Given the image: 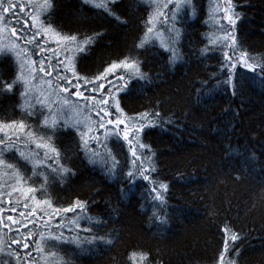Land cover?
I'll use <instances>...</instances> for the list:
<instances>
[{
	"label": "trees",
	"instance_id": "trees-1",
	"mask_svg": "<svg viewBox=\"0 0 264 264\" xmlns=\"http://www.w3.org/2000/svg\"><path fill=\"white\" fill-rule=\"evenodd\" d=\"M31 1L25 3L27 16L43 3ZM99 2L53 0L54 8L35 27L31 18L23 28L20 22L8 25L16 30L17 51L0 41V81L20 75L21 60L32 68L30 75L25 72L31 77L26 95L22 82L11 93L0 90V124L28 126L0 131V140L7 133L13 144L0 156L5 162L0 164V264H145L142 253L150 264H264V0H231L239 17L234 29L223 19L228 0L190 5L188 0H108L115 15L94 7ZM170 11H177L176 22H162L159 13ZM150 16L153 32L147 33ZM49 26L78 40L101 35L77 52L73 42H58L55 32H45ZM37 30L36 41L26 43ZM229 31L237 54L246 51L255 66L253 72L237 64L232 84L226 83L224 62V52L235 62L224 47ZM141 41L143 48L137 47ZM161 41L175 49V62ZM72 57L79 81L68 68ZM125 57L139 59L146 79L123 69L96 79ZM120 75L128 83L117 92L113 85ZM100 83L111 89L121 112ZM79 89L83 96L75 94ZM102 97L111 107L94 102ZM102 107L112 115L100 129ZM143 113L149 114L145 127L130 139L137 154H144L143 166L155 169L149 172L154 184L139 175L135 183L129 180L128 171L141 162L132 164L124 126L107 124L119 118L138 126ZM160 184L168 186L162 201L151 192ZM77 201L82 207L62 211ZM61 232L72 242L48 239ZM36 242L44 252L36 251Z\"/></svg>",
	"mask_w": 264,
	"mask_h": 264
},
{
	"label": "snow or ice",
	"instance_id": "snow-or-ice-1",
	"mask_svg": "<svg viewBox=\"0 0 264 264\" xmlns=\"http://www.w3.org/2000/svg\"><path fill=\"white\" fill-rule=\"evenodd\" d=\"M85 3H88L89 0H84ZM111 2L114 4L115 0H111ZM172 0H168V3H171ZM168 3H165L164 5H162L163 8H168ZM188 4H191V0H188ZM33 7L36 9L35 15L32 16V20H33V27H35L36 22L39 21V18L44 15L45 13H50L51 10L54 8V4H53V0H43V3L40 4H35L33 5ZM94 7L96 8H103L106 12H108L111 15H115L114 10L112 8L109 7L108 4V0H100L99 3H95ZM174 7L179 10V8L181 7L180 3H176L174 5ZM23 7L21 6L19 8L20 12H23ZM225 15L223 17L224 20L227 21V24L229 26H231L232 29L235 28V24L237 19L239 18L238 15L234 12V6H232L231 4V0H228V7H226L224 9ZM9 14L12 15V17L14 18L17 15V8L16 6H14L11 2H9L7 4V6H4L3 3H0V20H2L5 16H8ZM159 17L163 18L162 22H167L169 20V18H171V20L173 21V23L176 22L177 20V11H170L169 13H164V12H160L159 13ZM116 19L119 20V16H116ZM41 24V28H43V22L40 21ZM154 24V18L153 17H149L148 21L146 22L147 25V33H152L153 32V27L152 25ZM221 27L223 28V25H221ZM45 32L47 31H53L55 32L54 29H51V27L49 26L48 29H44ZM13 35H15V28H13L12 30ZM41 32L40 30H37L36 32L32 33L31 39H26V43H33L36 41V37L40 36ZM55 35L58 37V42L60 40L63 41H68V42H73L75 44V50L77 52H84L87 50V47L91 46V44L94 43V39L98 38L101 34H95V37H86L83 40H78V37L76 35H66V34H62L60 32H55ZM180 38V32L179 30H176V41L178 42ZM162 45H164V50L167 52H170L171 55V59L173 62H175L177 55H176V51L173 47H170L168 45H165L163 41H161ZM236 45V37L234 34H232L231 31L226 32L225 34V43H224V47L230 48L232 50L233 56L235 57V62H233V57L229 56L228 52H224V62H225V67L228 69V71L226 72V75L228 77L226 83L228 84H232V80L233 77L235 75V72L233 71L236 67L237 64H240L243 68L249 70V71H255V66L252 63H249V60L251 59V57H249V54L246 51L240 50L239 53L237 54V47H234ZM65 47L67 48V45H65ZM140 48L144 47V41H141V43L137 46ZM14 50V47H13ZM41 51H44L43 48H41ZM207 51V49L202 50V52ZM34 63V62H33ZM74 63H75V59L74 57L69 58V63H68V68L72 70V74L73 76L77 77V81H79V77L77 76V73L75 71L74 68ZM141 62L139 61V59H135V58H131V57H125L123 60H119L118 62H112L105 70L104 73L100 76H98L96 79L97 80H105L109 75H114L116 70L118 69H123L125 71L131 70V75H135L137 77H139L140 79H146V76L144 73L141 72V68H140ZM20 70H21V74L16 76L14 80H12L11 82H6V81H0V90H2L3 92H8L11 93L13 92L15 86L18 83H23L25 91L21 93L22 96L27 94V91L29 89V86L31 85V80L28 79L25 75V72H27V74H31L32 72V68L31 65L29 63H27L26 61L21 60L20 62ZM260 70L261 72H264V65L260 66ZM40 71H44L43 67L40 68ZM64 82L66 85L71 84L72 82L70 80H68V78L65 76L64 77ZM89 83H91V81H89ZM109 83L111 84L112 81H109ZM127 81L124 80V76L120 75L116 77V82L113 85V87L116 88L117 92L123 91L124 89L127 88ZM99 88L101 89H105V86L103 83H100L98 85ZM235 87V85H233V88ZM62 91H68L67 87H64L63 89H61ZM95 90V89H94ZM106 92H108L109 97H111V101L112 103H114L115 105V111L116 112H121L122 109L120 108V104L119 101L115 99L114 96H112V91L111 89H105ZM77 96L81 95L80 91L77 90L75 93ZM235 94V93H234ZM94 99V98H93ZM96 104H100L103 106H107V107H111V103L110 100L108 98H101L98 101H94ZM101 113H103V115H101ZM112 113L108 112L105 110V107H102L100 109V111L97 112V116L100 117L99 120V124H98V128L103 129L105 128V123H104V118L105 117H111ZM159 113H155V116L159 117ZM149 114L148 113H143L140 115L139 119L141 121V123L137 126V124L134 123H126L124 119H111L109 118L107 120V124L108 125H114L115 128H119L120 125H124V128L122 129L123 131V140L127 141L129 143V148L131 150V156H132V164L133 165H137V162H141L139 163V165L135 168V171H128L127 176L129 178V180L132 183H135V177L137 175H139V177H141L144 181H150L154 184L153 181H151V177L149 175L150 170L151 171H155L154 168H151V165L149 166V168H145L143 166L142 163V157H143V153H141L140 155L137 154V151L135 148H133L132 146V140L130 139V136L135 137L138 133H140L141 131H143V128L145 127V124L142 123L145 120H148ZM135 119V118H133ZM47 123V122H45ZM53 127L55 126V121L52 122ZM150 124V122H149ZM3 127H10V128H18L19 130H24L26 129L28 126L23 122V121H13L11 122L10 125H2L0 124V131H2ZM89 139H93L92 137H89ZM81 143L84 145L88 144V140L84 139V134H81ZM0 145H3V149H0V156L3 155V151L10 149L11 147H13V144L11 142V137H9L7 135V133H5V138L0 140ZM39 147V145H38ZM138 147L141 149H147L148 146L143 144V143H138ZM53 152H56L55 149H52ZM150 151V149H149ZM22 155V154H21ZM57 155H59L57 153ZM4 160L2 158H0V164H4ZM113 165L114 166H118V162L113 160ZM8 168H13V165L9 164L7 165ZM70 170L65 168L64 172H69ZM167 185L166 184H160L159 185V189L154 185L151 188V192L154 193V199L158 200V201H162V194L164 192L167 191ZM29 192H32L33 189L29 188L28 189ZM76 207H82L81 202L77 201L76 204L73 207L70 208H65L62 211L63 212H72L75 210ZM9 220L12 219L11 216L8 217ZM85 231H90V229H85ZM44 237L41 236V241H44ZM49 240H54L57 243H70L72 242L71 238L68 237H64L63 233L61 232L59 235H51L50 237H48ZM237 239L236 236H232V241L234 242ZM12 243L19 245L20 241L17 240H13ZM23 248L24 249H28L29 248V241L26 239L25 242L23 243ZM225 248L227 250V241L225 242ZM36 251L38 253H42L44 252V247H42V244L40 242H36ZM10 256H15L17 255L15 252L9 253ZM32 255L31 252L27 253V256L30 257ZM53 256H55V253H52ZM133 256L136 255V253L132 254ZM142 259L145 261V264H150V261L148 260V256L147 254H141ZM221 262H223V256H221ZM19 264V262H18Z\"/></svg>",
	"mask_w": 264,
	"mask_h": 264
},
{
	"label": "rangeland",
	"instance_id": "rangeland-1",
	"mask_svg": "<svg viewBox=\"0 0 264 264\" xmlns=\"http://www.w3.org/2000/svg\"><path fill=\"white\" fill-rule=\"evenodd\" d=\"M11 2L14 6H16L17 8V15L13 18L11 14H9L8 16H5L2 20H0V41L2 43V46H4L5 48L11 49L17 51V42L18 40L16 39V37L13 36L12 31L9 30L8 25L11 26L12 24H17L20 22V28H23V26L26 25V18H31L32 20V16L35 15L36 10L34 11L32 16H27L30 15L27 11L25 12L23 10V12L19 11V8L22 6L23 9H25L26 4L30 2L32 4L31 0H0V3H3L4 6H7V4ZM38 22H36L37 25ZM31 24L33 26V20L31 21ZM35 25V26H36ZM20 50V49H19ZM67 51V49H66ZM19 54V52H17ZM21 54V53H20ZM61 48H58V56H61ZM64 57V54H63ZM38 65H40L41 67H45L44 64L42 62H39ZM28 79L31 80V77L29 76ZM38 89H40L41 86H37ZM81 89H79L80 91ZM81 96L84 95V91H80ZM48 94V93H44ZM50 95V94H49ZM51 96V95H50ZM55 99V98H53ZM114 126V125H113ZM124 125H120V129L123 127Z\"/></svg>",
	"mask_w": 264,
	"mask_h": 264
}]
</instances>
